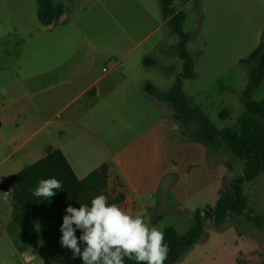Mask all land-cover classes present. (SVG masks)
<instances>
[{
    "label": "rangeland",
    "instance_id": "1",
    "mask_svg": "<svg viewBox=\"0 0 264 264\" xmlns=\"http://www.w3.org/2000/svg\"><path fill=\"white\" fill-rule=\"evenodd\" d=\"M55 4L63 6L66 14L65 21L54 26V30L65 32L59 38H65L62 49L55 52L50 48L35 54L31 35L40 29L36 0H0V106L7 104L3 102L5 98L20 99L17 107L31 110L21 118L9 117L2 131L11 136V147L0 149V264H83L80 257L73 258L72 251L59 257L55 246L36 239L38 222L27 228L10 224L13 200L8 194L5 199L2 184L36 162L48 147L56 148L65 142L59 133L58 123L63 116L57 106L52 105L43 117L49 121L46 125L32 110L23 79L28 71L42 63L49 64L40 66V71L60 63V72L69 75L81 65L95 63L101 70L104 68L103 72L113 67L120 74L124 65L139 61L143 74L139 79L153 80L160 92L170 90L183 72L178 56H164L157 49L178 42L162 17L159 0H55ZM174 8L185 14L182 30L190 35L187 50L194 63V78L183 80L184 95L216 128L239 130V119L246 114L243 92L249 83V68L241 60L264 41V0H175ZM146 58H157L167 69H144ZM58 90L50 87L48 94ZM251 98L256 102L264 100V80ZM223 110L229 113L225 120L220 118ZM39 128L42 129L33 133ZM33 147L36 150L29 156ZM231 155L234 172L227 175L230 183L244 173V163ZM243 189L247 199L244 214L230 213L219 226L207 218L200 241L174 264L264 262V222L258 226L251 220L261 217L264 221V172L246 181ZM225 197H233L228 182L226 192L217 198ZM201 200L212 208L217 201L198 199ZM193 222L184 215L167 214L154 226L162 232L173 227L183 236ZM80 247L83 250L85 244L82 242Z\"/></svg>",
    "mask_w": 264,
    "mask_h": 264
},
{
    "label": "crops",
    "instance_id": "2",
    "mask_svg": "<svg viewBox=\"0 0 264 264\" xmlns=\"http://www.w3.org/2000/svg\"><path fill=\"white\" fill-rule=\"evenodd\" d=\"M65 17L64 13L56 24L40 25V29L32 32L35 54L50 48L55 52L62 49L65 38H59L65 32L54 30V26L65 21ZM173 46L157 49L161 55L176 56ZM153 59L156 64L144 69L154 66L167 69L166 64ZM46 64L49 63L40 66ZM61 65L55 63L52 69L41 71L37 66L23 79L29 92L26 98L41 122L49 124L43 117L52 105L63 116L58 124L65 142L55 149L62 151L78 179L107 164L108 191L113 196H124L117 205L130 214H143L150 226L167 214L193 219L197 210L210 207L204 199L198 201L199 198L218 201L217 197L226 192L227 182L231 185L227 175L234 172L232 153L222 144L210 147L184 137V126L173 119L169 105L145 91L146 83H151L160 92L153 80L139 79L143 76L139 61L124 65L120 74L113 67L103 72L104 68L101 70L92 63L66 75L60 72ZM50 87L59 90L49 95ZM19 101L5 98L0 106V149L11 147V136L2 134L9 117L21 118L31 111L17 107ZM35 150L33 147L28 155H33ZM11 216L10 224L13 203Z\"/></svg>",
    "mask_w": 264,
    "mask_h": 264
},
{
    "label": "trees",
    "instance_id": "3",
    "mask_svg": "<svg viewBox=\"0 0 264 264\" xmlns=\"http://www.w3.org/2000/svg\"><path fill=\"white\" fill-rule=\"evenodd\" d=\"M162 17L170 30L178 37L172 51L182 62L183 72L174 86L167 92H158L151 83H146L145 91L167 103L173 110V119L182 123V135L188 139L210 147L224 145L236 158L244 163V173L231 182L233 197L219 199L215 206L197 210L193 215V226L186 235L180 236L176 229L169 227L164 230V240L169 247L168 259L165 264L176 263L187 250L203 236L205 222L212 219L215 225H221L228 214H244L247 199L243 185L254 180L264 172V100L253 101L251 94L259 88L264 80V41L241 63L249 68V83L243 92L246 114L239 119V130L231 128L218 129L211 120L197 107L192 106L183 93V80L194 78V63L187 50L190 35L183 32L185 14L176 11L174 0H159ZM37 17L41 26L56 24L64 15L63 6L55 4V0H36ZM264 35V34H263ZM146 66H153L156 60L144 59ZM229 116L227 110L220 113L225 120ZM196 124V126H195ZM193 125V126H191ZM191 126V127H190ZM56 178L62 182V188L45 200L33 195L41 179ZM2 187L10 193L13 200V222L27 228L32 222H38L35 237L44 239L47 245L55 246L56 255L63 257L71 252L61 246L60 231L66 208H79L80 204H88L103 194L108 203L119 204L124 200L122 194L113 196L108 191L109 166L101 165L84 179H78L71 165L61 150L48 147L43 158L25 166L20 172L7 179ZM261 226L263 219H251ZM75 227V225L73 226ZM81 230H76L79 238ZM82 242H79V246ZM124 264H136L134 260L125 258ZM264 264V262L262 263Z\"/></svg>",
    "mask_w": 264,
    "mask_h": 264
},
{
    "label": "clouds",
    "instance_id": "4",
    "mask_svg": "<svg viewBox=\"0 0 264 264\" xmlns=\"http://www.w3.org/2000/svg\"><path fill=\"white\" fill-rule=\"evenodd\" d=\"M60 188L62 182L56 178L41 179L33 195L47 200ZM65 211L61 246L70 249L73 258L80 257L83 264H124L125 258L136 264H165L168 259L164 233L150 226L143 214L133 215L115 203L109 204L103 194L95 196L90 206L69 205ZM77 229L81 230L79 238ZM79 242L85 244L83 250Z\"/></svg>",
    "mask_w": 264,
    "mask_h": 264
},
{
    "label": "built area",
    "instance_id": "5",
    "mask_svg": "<svg viewBox=\"0 0 264 264\" xmlns=\"http://www.w3.org/2000/svg\"><path fill=\"white\" fill-rule=\"evenodd\" d=\"M97 94L99 93L98 89L96 90Z\"/></svg>",
    "mask_w": 264,
    "mask_h": 264
}]
</instances>
